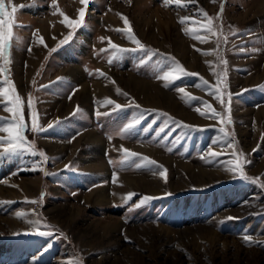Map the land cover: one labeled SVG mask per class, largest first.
I'll return each instance as SVG.
<instances>
[{
    "label": "rangeland",
    "instance_id": "obj_1",
    "mask_svg": "<svg viewBox=\"0 0 264 264\" xmlns=\"http://www.w3.org/2000/svg\"><path fill=\"white\" fill-rule=\"evenodd\" d=\"M5 4L8 11L12 6L18 9L15 23L22 25L14 29L18 42L11 50L9 78L24 102L26 139L48 156L41 167L49 175L29 170L38 156L0 159V264H264V189L224 170L234 159L233 150L220 144L234 135L236 150L247 161L245 174L264 183V0H182L186 8L174 3L165 7L162 0H90L87 6L80 0H56L72 20L85 7L79 29L61 23L63 17L53 14L51 0ZM221 5L222 15L215 19ZM199 9L222 33L218 49L216 36L201 33L206 42L200 43L184 34L185 27L200 31L206 22L194 15ZM121 15L145 51L121 53L109 65V40L122 48L136 47L116 31L125 28ZM185 16L198 23L181 25L178 21ZM41 25L49 28L46 33ZM69 31L73 36L57 47ZM214 50L223 54L226 65L215 54H201ZM169 56L198 75L181 77L165 88L166 82L156 76L167 71ZM217 71L227 74L224 106L207 87L196 86L202 78L214 88ZM84 81L88 92L81 96L78 89ZM94 83L103 84L100 95ZM228 93L232 123L225 126L230 134L225 138L220 122L210 114L213 109L224 112ZM29 95L41 127L62 123L40 134L31 132ZM106 98L124 110L112 112L114 105L102 106ZM130 99L140 108L127 107ZM77 106L80 111L73 115ZM197 107L209 115L201 116ZM142 110L140 124L120 135ZM97 111L111 114L97 117ZM0 118L11 119V114L0 107ZM177 122L203 130L189 131ZM90 130L100 140L89 136ZM209 147L221 155L201 159ZM121 149L138 154L124 167ZM141 157L166 169V180L153 172L156 165L136 169V163H145ZM65 165L71 168L65 170ZM101 190L105 196H98ZM128 193L135 195L125 204L122 198ZM143 196L155 199L134 208ZM33 200L40 202H28ZM18 212L27 215L18 219ZM36 219L40 230L52 236L23 234L32 231L26 220ZM245 234L258 243L246 246Z\"/></svg>",
    "mask_w": 264,
    "mask_h": 264
},
{
    "label": "snow or ice",
    "instance_id": "obj_2",
    "mask_svg": "<svg viewBox=\"0 0 264 264\" xmlns=\"http://www.w3.org/2000/svg\"><path fill=\"white\" fill-rule=\"evenodd\" d=\"M81 4L87 6L90 2V0H80ZM163 5L165 7H168L170 4H175L177 8L180 7H187V4H182V0H162ZM11 3V0H9V4ZM21 7H24V5H21ZM50 7L55 8V12L53 14H59L61 17H63L61 23H65L66 27H69L71 29H79L84 24V18H85V7H81L78 10V17L75 20L70 19L68 16H66L60 9L56 6V0H51ZM18 9L15 6L11 7V11H8L6 8L5 0H0V107L3 108L4 111L11 114V119L5 120L4 118H0V133H4L5 135H0V159L3 158H21L24 154L31 155L32 157H39L38 160H33L30 162V168L31 171H42L44 172V175L47 176L49 173L44 171V169L41 167V165L46 164L48 161V156L46 153L41 150L37 151L36 146L34 143H30L27 141L25 133L26 131H29L28 124L25 121L24 118V102L22 101L21 96L17 93V89L15 87L14 81H12L9 78L10 73V65L12 63L11 60V50L13 47L14 42H18V38L16 37L15 28L22 27V25L15 23V17L14 14L17 13ZM223 11V5H221V11L217 13V16L215 19H220ZM194 15L201 16L203 18L204 23L200 24V31H194L191 28L185 27L183 29L184 34L188 36L191 39H195L200 41V43H205L206 41L202 39L201 33L203 34H210L212 36L217 37V49L219 48V37L222 35V33L217 32L216 25L213 24V18L209 17L206 12L203 11V9H199L198 12H196ZM121 20L123 21L125 28L124 29H117L116 31H122L126 37V39L136 45L135 48L132 49H126L119 47L115 43H113L111 40L108 41L109 48L107 50H111V56L108 58L109 65H112L116 61H118L119 56L121 53H125L128 51H145V46L139 41V39L134 35L132 28L129 24V21L126 17L121 15ZM181 25L186 24H196L198 23L195 20H191L190 17H181L178 21ZM235 34V33H233ZM35 35V34H34ZM73 36V31H69L68 35L64 38V40L60 41V44L57 45V47L65 44L68 42V40ZM225 42H227V39L225 37ZM40 43L43 44L44 41L41 38ZM105 49H102L101 51H107ZM31 51V49H29ZM51 51H56L55 48H53ZM151 51V50H148ZM196 51H200V49H196ZM243 51V49H241ZM202 55H213L215 54L217 56V59L220 64H227V61L223 59V54L217 50H214L212 52H201ZM163 55V54H161ZM165 60L168 63L167 71H163L162 75H157L156 79L163 80L166 83L164 84L165 88L170 87L177 79H180L181 77L185 76H197V73H191L187 72L183 66L176 61L173 57H165ZM141 63H144V61H141ZM218 67V65H217ZM97 75L100 77H105V74L101 71L97 72ZM213 75L216 76V85L213 88L209 85L208 81L203 80L201 78V84L196 85L197 87L205 86L209 89L210 95H213L214 98L218 101H220L221 105L224 106V92L222 91L224 82L226 80V72H213ZM107 78V77H105ZM63 78H58L59 80H62ZM56 83V82H53ZM114 83V81H113ZM47 87V86H46ZM75 91V90H74ZM73 91V94H74ZM177 91L179 93H184V88H178ZM247 91V90H244ZM117 94H121V91L119 88L116 89ZM243 93H240L238 95H241ZM124 95H127L124 93ZM69 100H71L72 96L69 95ZM181 99H184L182 96ZM189 99H195V98H189ZM232 100V94L228 93V106L224 107V112H216L214 109L211 110L210 118L217 119L221 127L219 128V132L225 137H229V133L226 131V125L231 124V117H230V104ZM102 106H108V105H114L112 108V112L116 111H123L124 109L120 104H114V101L111 99L106 98L104 101L100 102ZM206 104V102H203ZM136 107L137 109L140 108L138 104H135L134 100L129 101V104L127 107ZM211 107L210 105L208 106ZM27 109H28V115L31 122V128L30 131L35 134H40L49 130H52L54 127H57L62 121L57 120L55 124L49 123L48 126L41 127L39 125V116L36 111H34V100L29 95L28 101H27ZM201 116H207L209 113L203 112L200 110L199 107L195 109ZM79 106L74 110L73 115H76L79 113ZM111 112L108 113H100L96 112L97 117L100 115H110ZM166 115V114H164ZM144 118V111L142 110L139 114V117L135 119L132 122L127 123L123 128L120 129L119 134L124 135L126 133L131 132L137 125L140 124L141 120ZM178 126L188 129L189 131H197V130H203L199 129L195 126L183 124L182 122H177ZM160 131H163V128L160 129ZM74 138V137H73ZM109 140L112 139V137H108ZM213 143H216V141H213ZM226 143L227 148L232 149V157L234 159H229L225 165L224 170L232 173L234 177L238 176L240 179H243L245 181H249L251 183L256 184L261 189H264V183H260L259 178H252L245 174L244 172V166L247 163V161L244 158V153L238 152L236 150V140L234 135L231 137V141L228 142L227 139L220 141L221 146L223 147ZM123 153V159L121 161V166H127L129 165L132 158L137 157V153L131 152L127 149H121ZM168 151H171L169 148ZM221 154L215 151H212V148L209 147L207 154L202 155L201 159L204 160H213L219 157ZM141 160L145 163H136L135 168L140 169L142 167H147L150 165H156L155 161H152L148 159L147 157H141ZM111 163V161H109ZM71 168V165H65V170H68ZM155 173L158 171L161 178L166 180L167 171L166 169H163L161 166L156 165L154 169H152ZM117 181V175L116 172H113L112 175V182L115 183ZM134 193H128L126 196H124L122 199L125 204L129 203L132 200V197L134 196ZM165 195H171V193H166ZM44 193H41L40 201L43 200ZM155 199V197L150 196H143L138 203H136L133 207L139 208L143 205L149 203L151 200ZM40 201H28L29 203H39ZM133 209H129L131 211ZM27 214L18 212L16 213L17 218H25ZM228 220L234 219L233 217H228ZM26 223L31 225L32 231L23 233L24 235H36L41 237H50L52 236V232L50 231H42L41 228V221L39 219L36 220H26ZM44 227H50L49 225H44ZM21 233H14V235H20ZM243 242L246 246H251L254 242L251 235L245 234L242 237ZM48 247H51L49 245ZM72 264H75V262H72Z\"/></svg>",
    "mask_w": 264,
    "mask_h": 264
},
{
    "label": "bare ground",
    "instance_id": "obj_3",
    "mask_svg": "<svg viewBox=\"0 0 264 264\" xmlns=\"http://www.w3.org/2000/svg\"><path fill=\"white\" fill-rule=\"evenodd\" d=\"M73 4V6H74V3H72ZM69 8H71V7H69ZM92 11H94V10H92ZM41 29H42V32L43 33H46L47 31H48V29H47V27H44L43 25H41ZM74 68V67H73ZM72 68V69H73ZM70 72L72 71V70H69ZM69 72V73H70ZM75 73V72H74ZM258 76H259V74H258ZM254 77V76H253ZM130 78H132V77H130ZM133 79V78H132ZM253 80V79H252ZM138 81H140V80H138ZM137 81V82H138ZM86 81H84V83L83 82H81V84H80V88L78 89V94L79 95H81V96H84L87 92H88V88H87V84L85 83ZM138 83H140V82H138ZM95 84V83H94ZM135 84V83H134ZM143 84V83H142ZM102 83H96L95 85H94V87H93V89H95V91H97V93L99 94L100 93V89H101V87H102ZM136 85V84H135ZM145 85V84H144ZM150 85V84H149ZM139 87V86H138ZM103 88V87H102ZM104 89V88H103ZM140 90H141V88H140ZM149 90V89H148ZM94 91V90H93ZM143 91V90H142ZM149 92H150V90H149ZM161 92V91H160ZM142 93V92H141ZM100 95V94H99ZM77 97H79V96H77ZM79 98H81V97H79ZM170 99V98H169ZM170 101H172V100H170ZM175 101H173L171 104H173ZM174 105H175V103H174ZM262 107V106H261ZM180 111V110H179ZM93 132H94V134H93ZM92 132V130H90L89 131V136H96V132L95 131H93ZM99 136H96V138L98 139V140H100V138H98ZM87 138V137H86ZM92 138V137H91ZM90 138V139H91ZM95 138V139H96ZM88 139V138H87ZM92 141V140H91ZM93 142H95L94 140H93ZM89 144V143H88ZM145 147V146H144ZM148 150V149H147ZM153 150V149H152ZM152 150H150V152L152 151ZM163 159V158H162ZM165 159V158H164ZM167 159V158H166ZM162 161H164V160H162ZM167 161V160H166ZM98 165H100V163H98ZM121 177V176H120ZM125 177V176H124ZM126 177H128V176H126ZM132 178V177H131ZM133 179V178H132ZM129 180V179H128ZM139 180V179H138ZM124 181H126V180H124ZM127 182H129V181H127ZM136 183V182H135ZM130 184V182L128 183V185ZM133 185V184H132ZM101 189V188H100ZM0 190H2V189H0ZM104 192H103V190H101V191H99V193H98V196H105L104 194H103ZM201 228V227H200ZM199 229V228H198ZM201 230V229H200ZM205 230V229H204ZM202 231V230H201ZM209 231V230H208ZM208 231H207V234H208ZM198 232V231H197ZM202 233V232H201ZM203 234H204V232H203ZM210 234V233H209Z\"/></svg>",
    "mask_w": 264,
    "mask_h": 264
}]
</instances>
